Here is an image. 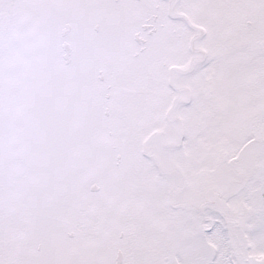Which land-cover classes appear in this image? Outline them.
<instances>
[{
	"label": "snow or ice",
	"instance_id": "snow-or-ice-1",
	"mask_svg": "<svg viewBox=\"0 0 264 264\" xmlns=\"http://www.w3.org/2000/svg\"><path fill=\"white\" fill-rule=\"evenodd\" d=\"M0 264H264V0H0Z\"/></svg>",
	"mask_w": 264,
	"mask_h": 264
}]
</instances>
